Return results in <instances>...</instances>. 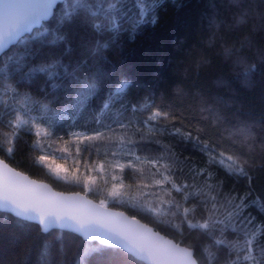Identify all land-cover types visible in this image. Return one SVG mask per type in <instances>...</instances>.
Returning <instances> with one entry per match:
<instances>
[{
    "label": "snow or ice",
    "instance_id": "snow-or-ice-1",
    "mask_svg": "<svg viewBox=\"0 0 264 264\" xmlns=\"http://www.w3.org/2000/svg\"><path fill=\"white\" fill-rule=\"evenodd\" d=\"M229 6L237 24L252 15L246 0ZM161 7L163 0H0V97L9 98L0 101V153L23 151L28 135L83 168L64 176L54 169L85 190L64 196L0 160V219L18 218L25 232L17 243L44 241L43 264H69V240L96 264H264V184L257 185L254 159L264 160V138L254 135L256 122L230 121L218 111L223 101L201 96L199 110L215 126L185 123L175 106L156 104L154 93L137 95L138 82L103 55L121 48L124 34L155 24ZM254 71L247 67L245 75ZM88 193L103 198L93 203ZM110 203L150 215L186 247ZM24 221L37 222L35 236ZM57 245L61 259L48 260Z\"/></svg>",
    "mask_w": 264,
    "mask_h": 264
},
{
    "label": "trees",
    "instance_id": "trees-1",
    "mask_svg": "<svg viewBox=\"0 0 264 264\" xmlns=\"http://www.w3.org/2000/svg\"><path fill=\"white\" fill-rule=\"evenodd\" d=\"M246 3L250 4L252 15L237 24L239 17L234 18L229 0H163L155 24L148 23L136 32L124 34L121 37L122 47L105 49L103 55L138 82L137 95L154 93L156 104L175 106L185 118V123L191 121L200 128L215 126L212 116L201 114L199 110V97L204 96L213 101H223L218 111L230 121H255L254 135L257 139L264 138L260 123L264 121V59L260 55L264 52V0H246ZM124 27L129 28L130 24L125 22ZM252 65H255V71L245 75V68ZM21 91L32 92L31 89ZM33 98L42 99L37 93H33ZM7 99L0 97V101ZM23 103L21 99L16 104L17 109ZM148 103L151 104V100ZM213 106L209 104V108ZM31 115L47 116L50 113L33 112ZM20 143L23 151L18 150L11 155L0 153V159L21 173L50 184L57 191L85 194L81 185L72 182L71 175L68 179H58L54 171L60 166L63 169L60 176L80 175L83 168L77 171L72 158L62 159L59 153L49 155L34 146L28 135L22 136ZM241 147L238 143L234 150ZM189 151L191 149L184 154ZM41 155H48V159L41 162ZM254 159L259 186L264 184V169L260 167L264 160L259 154H255ZM98 183L103 187L102 181L98 180ZM87 197L95 202L103 198L93 193H88ZM109 207L135 216L186 246L179 235L150 215L137 213L124 204L110 203ZM253 214L258 213L254 211ZM2 217L0 264H43L41 253L44 252V241L17 243L18 238L22 240L25 229L14 222L18 218L13 215L2 213ZM23 223L35 236L37 224ZM51 232L57 236L62 234L60 230ZM67 252L69 264H96L95 255H86L83 248H78L72 240L68 241ZM46 258L59 262V245L55 249L49 248ZM137 264L144 263L138 261ZM201 264H206V261L202 260Z\"/></svg>",
    "mask_w": 264,
    "mask_h": 264
},
{
    "label": "water",
    "instance_id": "water-1",
    "mask_svg": "<svg viewBox=\"0 0 264 264\" xmlns=\"http://www.w3.org/2000/svg\"><path fill=\"white\" fill-rule=\"evenodd\" d=\"M0 160H2V159H0ZM2 161H3V160H2ZM4 163H6V162L4 161ZM6 164H7V163H6ZM8 166H9V168H12L9 164H8ZM12 169H14V168H12ZM14 170H15L16 172L21 173L20 171H18V170H16V169H14ZM21 174H22L23 176H26L30 181H34V182L36 183V185H46L47 188L51 189V191H52L53 193H56V194H62V195H64V196H72V195L75 194V193H65V192L57 191V190H55L50 184H48V183H46V182H43V181H39V180L33 179V178L29 177L28 175H26V174H24V173H21ZM80 194H81V195H84V194H82V193H80ZM86 198L89 199V200H92V199H90L89 197H86ZM92 202H93V203H98V202H95L94 200H92ZM110 209H111V211H113V212H122V213H124L125 216L131 218L130 215H128L127 213H125V212H123V211H121V210H116V209H113V208H110ZM11 215H12V214H11ZM136 219H137V218H136ZM137 220H139V219H137ZM27 222H31V223H35V224H37V222H34V221H27ZM139 222H140L141 225H145L146 227L152 229V231H153L154 233H158V235H159L160 237H162L164 240H166V241H172L173 244H179V243H177L175 240H173V239H171V238H168V237H166L165 235H163L162 233H160L159 231H157L154 227H152V226H150V225H148V224L142 222L141 220H139ZM53 230H56V229H52V230H50V232L53 231ZM179 246H180L181 248L186 247V246H183V245H181V244H179ZM141 262H143L144 264H149L148 261H141ZM177 264H182V261H181L179 258H178Z\"/></svg>",
    "mask_w": 264,
    "mask_h": 264
}]
</instances>
